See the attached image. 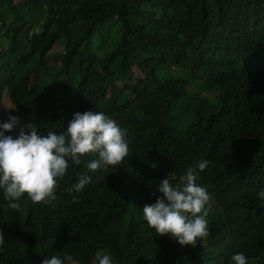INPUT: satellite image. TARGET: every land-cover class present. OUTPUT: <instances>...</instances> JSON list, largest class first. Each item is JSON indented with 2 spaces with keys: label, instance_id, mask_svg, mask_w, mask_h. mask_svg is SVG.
<instances>
[{
  "label": "trees",
  "instance_id": "1",
  "mask_svg": "<svg viewBox=\"0 0 264 264\" xmlns=\"http://www.w3.org/2000/svg\"><path fill=\"white\" fill-rule=\"evenodd\" d=\"M15 1L0 0V122L5 95L44 135L102 111L129 152L80 192L67 189L91 157L69 163L47 203L12 209L0 190V264H97L100 250L114 264H264V0ZM200 159L209 231L181 246L142 208Z\"/></svg>",
  "mask_w": 264,
  "mask_h": 264
},
{
  "label": "clouds",
  "instance_id": "2",
  "mask_svg": "<svg viewBox=\"0 0 264 264\" xmlns=\"http://www.w3.org/2000/svg\"><path fill=\"white\" fill-rule=\"evenodd\" d=\"M12 109V108H9ZM19 125L16 135L6 134ZM27 129V131H26ZM126 131L110 116L92 109L73 113L65 130L41 134L35 124L22 122L9 113L0 122V190L8 207L18 209L25 196L32 203H47L55 198V189L68 170L69 163L80 165L87 154V171L77 173V180L67 189L80 192L97 170L120 165L128 156ZM208 161L200 159L188 166L173 182L167 174L157 185L160 193L154 202L142 208L143 219L156 235H170L181 246L203 243L208 235L210 194L197 183ZM155 166V165H153ZM264 201V188L256 193ZM76 197L73 196V199ZM97 264H114L103 250L95 253ZM41 264H75L73 256L45 257ZM229 264H249L243 252L229 257Z\"/></svg>",
  "mask_w": 264,
  "mask_h": 264
},
{
  "label": "rangeland",
  "instance_id": "3",
  "mask_svg": "<svg viewBox=\"0 0 264 264\" xmlns=\"http://www.w3.org/2000/svg\"><path fill=\"white\" fill-rule=\"evenodd\" d=\"M18 2H19L18 0L15 1V3H18ZM9 26L10 25H7L8 28L12 27V26H10V27ZM21 26H22L23 30H30L31 29L30 24H24V25L21 24ZM55 51H57L56 48L52 52L54 53ZM9 108H12V109H9ZM14 110H15V108L13 107L10 99L7 97V95H5L3 98L2 109H1L3 119L6 121L9 113L17 116ZM17 126L14 129H16Z\"/></svg>",
  "mask_w": 264,
  "mask_h": 264
}]
</instances>
